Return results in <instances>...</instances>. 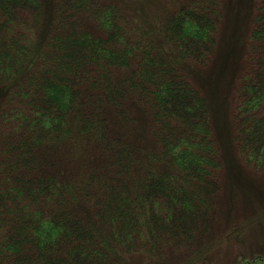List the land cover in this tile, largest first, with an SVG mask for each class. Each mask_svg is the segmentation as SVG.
I'll use <instances>...</instances> for the list:
<instances>
[{"label": "trees", "instance_id": "trees-1", "mask_svg": "<svg viewBox=\"0 0 264 264\" xmlns=\"http://www.w3.org/2000/svg\"><path fill=\"white\" fill-rule=\"evenodd\" d=\"M228 1L0 0V264L211 262L225 154L264 176V0L228 110L206 83Z\"/></svg>", "mask_w": 264, "mask_h": 264}, {"label": "rangeland", "instance_id": "rangeland-1", "mask_svg": "<svg viewBox=\"0 0 264 264\" xmlns=\"http://www.w3.org/2000/svg\"><path fill=\"white\" fill-rule=\"evenodd\" d=\"M128 3L127 0L126 4ZM252 3L253 0L228 1L226 7L228 14L225 27L226 33L222 38L220 46L221 59L219 62L214 63L206 75L208 92L211 93L218 103L221 102L222 106L227 110L231 107V103H233L232 98L237 77L244 66L245 33L249 16L253 9ZM156 8L153 9L151 7L147 9L149 19L153 17ZM209 66L206 65V67ZM202 78H204V72L198 75L196 78L197 82L202 83ZM229 120L228 115H226L224 121L226 135L228 134V128L229 135L231 133ZM228 157L225 154L226 177H228L227 190L230 193L228 192L229 197L226 195L225 199L229 198L231 204H222L221 201L220 206L223 210L225 205H228V207L225 208L226 211H219L218 226L215 224L217 229L214 231L216 233L214 235L216 237L220 236L218 241L214 243L213 247L205 248V250L209 251L206 259L211 261L207 264H244V261L258 255L255 251L258 252L256 244L260 240H262L259 244L260 250H264V228L260 226L263 223H259L258 226L257 222H253L252 224L249 222L250 216L253 217L252 213L260 211L259 204L257 205L256 202H253L255 200L252 196L257 195L264 199V176L257 173L244 162H241L233 149ZM254 208L255 210L252 212ZM228 218H232L231 222L227 221ZM235 226L243 230V241L236 240L238 234L233 232ZM226 233L231 234L225 236ZM256 239L257 243H255ZM263 253L262 251L260 254L264 257ZM143 262L144 259L139 257L136 264H143ZM251 264H264V261L254 260Z\"/></svg>", "mask_w": 264, "mask_h": 264}]
</instances>
